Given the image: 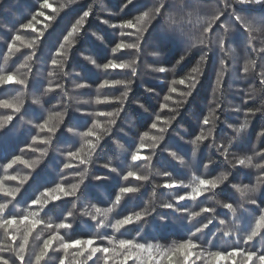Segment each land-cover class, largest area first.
I'll return each mask as SVG.
<instances>
[{
    "label": "trees",
    "instance_id": "trees-1",
    "mask_svg": "<svg viewBox=\"0 0 264 264\" xmlns=\"http://www.w3.org/2000/svg\"><path fill=\"white\" fill-rule=\"evenodd\" d=\"M42 2L43 0H0V74L15 71L20 78L28 81L27 87L12 85L0 88V98L21 97L24 100L21 112L15 115L14 120L3 132H0V178L10 175L23 176L31 171L23 164L14 165L12 169L6 170L5 166L14 155L23 153L24 158L30 162H34L37 158L41 160L35 165L31 179L23 186L20 185L19 179L5 180L6 187H20L21 190L15 199L6 198L0 193V203L9 204L6 210L8 214L21 216L29 211H40L36 206L30 207V200L44 187H52L57 182H64L69 188L79 183V188L76 196L51 202L40 211L39 218L43 223L33 230L29 238L26 261L29 256L39 253L43 241L48 238L50 229L47 225L55 226L61 221L72 225L70 229H59L60 235L65 240L94 236L97 244L103 241V245L109 247L113 245H110L109 240L105 238L135 239L138 243L150 245L152 255L157 260L164 251L190 237L198 245L195 249L197 255L203 254L196 264H208L209 252L226 251L236 246L264 250V237H257L249 246L243 243L254 217H257L259 212L256 206L248 203V198L242 196L237 188L233 187L234 185L252 187L259 181L260 191L250 194V198L257 199L260 206L264 207V170L254 166L264 164V136L260 135L264 131V112L255 115L249 113V109L254 110L264 105V85L260 81V73L264 72V52L259 51L264 48V36L258 33H251L249 36L230 15L231 10L235 8L238 14L248 19L264 17V4L238 5L233 0H167L162 14L153 21L145 35L143 57L137 68L138 78L132 85V91L125 104V112L121 113L111 131L104 134L99 147L92 154L93 162L87 166L88 175L80 183L81 178L75 173L82 172L85 166L76 167L75 161L67 157V152L81 147L84 139L80 133L87 131L94 119H99L100 123L107 127L105 117H90L87 114L111 111L116 105L96 104V96L120 95L124 88L117 86L101 89L103 80L131 78L130 69L105 70L102 67L108 59L132 58L128 50L111 53V48L119 42V30L109 25L119 24L124 19L135 17L139 12L151 7L155 0H134L123 11L121 7L126 0H78L75 4H69L68 0H50L53 5L50 9L41 8ZM89 7L93 9L92 14L85 21L84 29L79 34L80 38L69 46L68 59L62 62V66L51 65L50 58L55 55L63 35L67 34L75 19H78ZM56 9L59 11H55ZM40 11L45 15H37ZM217 11H223L224 15L213 26L214 31L210 34L209 45L192 47L193 38L199 33L202 22L211 18ZM33 16H35L33 21L35 30L22 29L20 26L32 20ZM49 16H55V21H49ZM105 20L109 24H104ZM224 25H228L227 35ZM38 31H44V37L33 55V50L25 45L37 35ZM17 32L25 37V40L16 43L19 51H10L12 39ZM93 33L96 35L94 36ZM221 35H225L223 50L215 44L216 38ZM254 36L255 38L249 43V39ZM189 48H191L190 53L177 65V61ZM152 52H163L164 55L152 56ZM205 52L207 59L200 66L202 74L198 76L197 88L189 98L188 104L180 109V115L173 122L165 140L157 148V154L153 156L151 149H146L142 155L151 156L150 161H131L130 152L134 151V146L138 145L139 136L144 131H149L145 143L150 144L151 137L159 135V128H150L152 113L159 111L167 116L175 107V100L180 98L179 93L187 90V81L184 85L177 84V92L171 94L173 100L169 103V108H161L163 97L170 92L171 81L187 77L192 69L197 67L200 57ZM30 55L32 59L29 60ZM86 56H91L101 67L97 68L86 60ZM222 59L224 75L220 90L216 93V101L220 104L216 112V126L212 129L213 135L196 148L188 141L199 135L202 127L205 133L212 128L211 124L202 126V118L208 115L210 108L216 106L215 103L210 102L213 101V89L221 71ZM249 60L256 61V68L245 74L243 66ZM147 64L163 66L170 71L154 72L145 67ZM173 68L175 71H171ZM57 84L62 87H56ZM77 84L85 86L77 88ZM49 87L52 91L44 94L45 89ZM146 88H153L155 91L147 92ZM247 96L253 98L247 99L245 103ZM36 98H40L41 104L34 102ZM137 100L145 105L147 112L135 103ZM237 106L242 111H235ZM246 113H249V126L237 137L235 127L244 122ZM8 114H11V110L0 108V117ZM57 114H64L63 121L59 123L57 132L52 136L51 145L34 142L32 140L34 136L49 135L46 132L41 133L36 125L49 116L52 117L50 123L56 124L59 121ZM228 125L234 127L229 128ZM164 126L161 120L159 127ZM68 128H73L75 131L68 132ZM234 137L236 138L233 139ZM28 145H32V149L36 150L29 149ZM219 145L229 147L227 157L218 150ZM166 148L168 151L164 150ZM42 149H47V155L44 157L40 156ZM193 149H196L195 156H192ZM171 151H176L179 156L184 157L185 163L181 164L179 160L171 157ZM256 152H262L260 157L255 155ZM246 156L253 157L251 165H238L232 168L228 163L234 158ZM209 161L213 163L209 164ZM64 163H72L73 167L64 169ZM106 163L110 167L118 168L121 174H126L129 168L140 174H146L149 176V181L143 183L138 193L123 197L120 205L111 212H104L97 216V220H93L90 213L96 214V208L103 211L113 207L114 197L120 186L140 184L132 178L123 181L121 175L103 167ZM206 164H208L207 168H205ZM165 172L171 173L175 179L183 180L188 187L181 189L159 187L167 179L164 176ZM225 173L229 174L228 180L217 189L205 193L195 201L178 202L181 209L188 211L176 212L162 207L164 203L174 202L177 195L191 191L194 176L213 178ZM95 175H107L109 178L94 180L92 177ZM226 202H231L237 207L235 215L223 207ZM202 207L214 208L215 212L189 218L191 212H199ZM134 211L146 214L141 221L129 224L119 232L108 226L114 224L116 219ZM69 212L72 213L71 216L68 215ZM161 216L165 219L162 220ZM98 220L103 221V227L98 226ZM209 220L211 223L208 228L195 233L197 227L208 223ZM22 229L23 225L18 231ZM13 247L14 242L0 229V255L15 264L14 251L6 250ZM115 247L118 252V245ZM63 257L64 251L59 248L57 241L53 243V248L49 250L42 264H60ZM68 258L66 264H77V261L85 264V257L78 255V248L69 249ZM240 259L237 257V260ZM86 264H104L103 255L97 253ZM128 264H133V261L129 260ZM164 264H167L166 260Z\"/></svg>",
    "mask_w": 264,
    "mask_h": 264
},
{
    "label": "snow or ice",
    "instance_id": "snow-or-ice-1",
    "mask_svg": "<svg viewBox=\"0 0 264 264\" xmlns=\"http://www.w3.org/2000/svg\"><path fill=\"white\" fill-rule=\"evenodd\" d=\"M134 0H126V3L121 7V11L124 10L129 4H132ZM167 0H155L151 7L146 8L145 10L139 12L133 18L124 19L119 24H111L109 25L112 28L119 30V42L115 44L114 47L111 48V53H118L123 50H128L131 53V59H120L113 58L108 59L106 63L102 65L105 70H131V78L128 79H104L100 88H115L117 86H122L124 91L120 93V95H103L101 97L99 94L95 98L96 104H114L116 105L111 111L107 112H97V113H88L90 117H105L107 119V127L102 125L99 119H94L91 127L87 128V131L80 133V135L84 139V143L81 147L74 151H68L67 157L69 160L75 161V166L79 167L81 165L85 166L82 172L75 173L80 176V183L83 182V179L86 175H88L87 166L93 162L92 154L96 151L97 147H99V142L103 139L104 134L110 132L112 126L116 125L117 120L120 118L121 113L125 112V104L128 100L129 93L132 91V85L134 80L138 78L137 68L139 66V62L143 57V42L145 39V35L148 32L150 26L153 24V21L157 19L159 15L162 14V10L166 4ZM235 4L238 5H250V4H264V0H233ZM69 4L78 3V0H68ZM43 9L53 8L50 0H43L40 5ZM64 7V6H61ZM55 11H59L56 9ZM93 9L89 7L88 10L84 11L82 15L79 16L78 19H75V22L71 24L70 30L67 31L66 35H63L62 42L59 43L58 48L56 49V53L54 56L50 58L51 65L53 66H62V62L66 61L69 56L70 48L69 46L76 43L81 33V30L84 29L85 21L92 14ZM164 14V12H163ZM39 16H44L45 13L40 11L37 13ZM224 15L223 11H217L211 18L206 19L202 22V30L203 28H207L205 34H203L199 40L194 41L192 47L196 45H209L211 36L210 34L214 31L213 26L216 25V22L220 19V17ZM230 15L233 17L234 22L238 23L243 29L246 30L249 36L256 30L259 26L264 25V17H251V19L246 18L245 16L238 14L237 10L233 8L231 10ZM55 16H49L48 20L54 22ZM35 20V16L32 17V20H29L27 23L22 24L20 27L22 29H33L35 30L36 26L33 23ZM104 24H109L107 20L103 21ZM51 25H49L50 27ZM225 35L228 33V25H224ZM95 36L96 33H93ZM225 35H221L216 38L215 44L221 49H224L225 46ZM44 37V31H38L37 35L27 41L26 47L32 49V54H35V50L42 42ZM103 39V37H100ZM254 37L249 39V43L252 42ZM25 37L19 34L14 35L10 47L11 50L19 51V48L16 47V43L18 41L23 42ZM191 48L185 53V55L181 56L177 61V65H179L186 56L190 53ZM260 52H264V50L260 49ZM152 56H159L158 52H152ZM28 59H32L30 55ZM86 60H89L92 64H94L97 68H100L101 65L97 63L95 59L91 56H86ZM207 59V52H205L201 57L200 61L196 68L192 69V72L188 74L187 77H181L178 80L174 79L171 81V88L168 95L163 97L162 103L160 104L161 108L167 109L169 108V103L173 100L172 93L177 92L176 85H184L187 81V90L179 93L180 98L175 100V107L172 108L171 113L167 116L162 115L159 111L152 113L151 115V129L159 128V135H154L151 137V143H145V138L149 137V131H144L142 135L139 136L138 145L134 146V151L130 152V160L133 162H141V161H150L152 159L151 156L142 155L144 150L151 149L153 156L157 154V148L160 146V143L165 140V136L169 134V129L172 127L173 122L176 120L177 116L180 115V109L184 108L185 105L188 104L189 98L192 97L193 92L197 88V84L199 83L198 76L202 74L201 65ZM246 62L243 66V72L245 74L247 71ZM22 67H26V65H22ZM146 68L152 69L154 72L164 73L170 71L163 66L156 67L152 64L145 65ZM171 71H175V68L171 69ZM52 73H50L51 75ZM67 75V73H65ZM224 75V60H221V71L216 79V87L213 89V101L210 103H215L214 108H210L208 115L203 116L202 118V126L212 125V128L208 129L207 132L202 130L199 135H196L194 139L188 141V143L195 145L196 148L199 147L201 143L208 140L209 137L213 135L212 129L216 126V112L217 109L220 108V104L216 101V93L220 90V85L222 82V78ZM260 81L261 84L264 85V72L260 73ZM12 85H19L23 87H27L28 81L24 78H20L15 71H8L4 74H0V88H6ZM85 85L77 84V88H82ZM56 87H62V85L57 84ZM52 88L49 87L45 89V93L51 92ZM147 92H154L153 88H146ZM23 94H21L22 96ZM253 97L247 96L245 99V103L247 99H252ZM36 104H41L40 98H36L34 101ZM139 105L141 109L145 112L148 109L144 104L140 103L138 100L135 101ZM24 100L21 97H17L15 99L8 98H0V108L11 110V114L0 117V132H3L7 125L11 124L14 120L16 114L21 112L23 107ZM79 111V109H78ZM235 111H242V109L237 106ZM264 112V105L261 108H256L254 110L249 109V113L251 115H255L256 113ZM249 113H246L244 122L242 123L244 129L246 130L249 126L250 119ZM66 114V113H65ZM59 116V121L56 124H51L50 121L52 117L49 116L48 119H43L42 123H38L36 127L40 130L41 133H47L49 135L41 136L37 135L32 137L34 142H40L45 145H51L52 136L55 135L57 129L59 128V123L63 121L64 114H57ZM211 118V119H210ZM163 120L164 127H159V122ZM28 123H32V121H28ZM241 125V124H240ZM239 125V126H240ZM238 126V127H239ZM229 128L234 127L233 125H228ZM237 128V127H235ZM68 132H73L75 129L68 128ZM236 132V131H235ZM237 137L239 134L236 132ZM261 136H264V131L260 133ZM234 137L233 139H235ZM181 139H184L181 137ZM119 143V142H117ZM123 147V145H120ZM28 148L35 151L36 149H32V145H28ZM85 148L87 151L85 152ZM168 151V148L164 149ZM218 150H220L223 155L226 157L229 155V147L226 145H219ZM262 152H256L255 155L260 157ZM47 155V149L40 150V156L44 157ZM171 157L180 161L181 164L185 163L184 157L179 156L176 151L170 152ZM196 155V149H193L192 156ZM41 162L40 158H37L34 162H30L29 160L24 158L23 153L19 155H14L10 162L7 163L5 169H12L14 165L23 164L26 165L29 171L27 174L23 176L10 175L4 178H0V193L3 194L6 198L15 199L17 194L20 192V187L9 188L5 186V180H17L19 179V183L23 186L27 183L32 176V173L35 171V165ZM213 163V161L208 162ZM228 163L232 168H236L239 166H248L251 165V161L246 157L234 158L233 160H229ZM64 169H69L73 167L72 163H64ZM104 168L109 169L110 172H115L122 176L123 181H128L130 178L135 181L140 182L139 185L132 186H120L118 189V193L114 197L113 207L108 208L106 210H101L100 208L95 209L96 214H91L93 220H97L98 215H102L104 212H111L113 208L120 205L122 198L128 195H134L139 192L140 187L143 186V183L149 181V176L146 174H140L138 171L129 170L126 171V174H121L120 170L116 167H110L109 164H104ZM208 167V164L205 165V168ZM257 169L264 170V167H256ZM228 173L222 174L219 177L206 178L204 176H194L193 184L191 185V191H185L183 194L177 195L174 202L164 203L162 207L173 209L176 212L179 211H188V209H181L179 206L180 201L192 200L195 201L199 197L204 196L205 193L211 192L217 189L224 181L228 180ZM164 176L167 177L166 181L159 185V187H163L166 189H181L187 188L188 186L184 184L183 180H178L172 177L171 173L165 172ZM94 180H103L108 179L107 175H95L92 177ZM233 187L237 188V190L241 193L242 196L248 198V203L257 207L259 215L254 217L252 224L249 227L247 235L243 241L245 246H249L252 241H254L257 237H264V207H261L260 202L255 198H250V194L258 193L260 191V182L258 181L255 186L249 187L247 185L240 187L238 185H234ZM79 188V183L73 184L70 188L66 187L64 182H57L52 187H44L42 191H39L38 195L30 200V207L36 206L40 211L44 209L49 203L60 201L65 197H74L76 196L77 189ZM10 202V201H9ZM8 203H0V229L4 231V233L10 237L11 241L14 242V247L11 250L14 251L15 254V264H42L45 257L49 254V250L53 248L54 242H59V248L64 251V257L60 260V264H66L68 261V250L72 248H78V255L85 257V264L87 261L92 260L93 257L97 255V253H101L104 258V264H128L129 260L133 261V264H164V261H167V264H196L197 260L201 259L203 255H197L195 249H197L198 245L195 243L193 238H188L179 244L175 245L173 248H170L164 251L159 260L155 259L152 255L151 246H146L143 243H138L135 239H116L105 238L109 240V244L113 246L106 247L103 245V241L100 244L96 243V238L88 237V238H80V239H71L65 240L59 232V229H70L72 225L65 221H61L57 225L53 226L52 224H48L47 227L50 229V234L48 238L43 241V245L38 254L34 256H29L26 261V256L28 255V245L29 238L34 229L37 228L38 225L42 224L43 221L39 218L40 211H29L26 215H12L8 214L6 210L8 209ZM223 207L228 209L233 215L237 212V207L233 205L231 202L224 203ZM214 208L202 207L199 212L193 211L190 213V219L200 216L203 213H214ZM146 213L141 211H134L128 215L123 216L120 219H116L114 224L108 225L116 232H119L120 229L125 228L129 224H133L141 221L144 218ZM69 216L72 215L71 212L68 213ZM161 219H165V217L161 216ZM211 220L208 223L201 225L195 229V233H200L204 229L208 228ZM223 223V221H221ZM23 225L22 231H18L20 226ZM98 226L103 227V221L98 220ZM193 233V236L195 235ZM225 235H230V233H225ZM115 245H118L119 251H116ZM147 254L146 256L144 254ZM114 256L116 257L114 259ZM143 256V259H142ZM237 257H240V260H237ZM208 264H264V250H252L250 247H242L236 246L226 251H214L209 252L207 254ZM0 264H12L8 259H6L3 255H0ZM77 264H80L77 261Z\"/></svg>",
    "mask_w": 264,
    "mask_h": 264
},
{
    "label": "clouds",
    "instance_id": "clouds-1",
    "mask_svg": "<svg viewBox=\"0 0 264 264\" xmlns=\"http://www.w3.org/2000/svg\"><path fill=\"white\" fill-rule=\"evenodd\" d=\"M170 28V27H169ZM171 29V28H170ZM207 31V28H203L202 30V25H201V28H200V31L197 35L194 36V41H197L199 40V38L205 34ZM253 33H258L260 34L261 36H264V25H261L259 26L256 30L253 31ZM255 38V36H254ZM262 50H264V48H261ZM159 53V56H163L164 53L163 52H158ZM256 68V61L255 60H249L248 61V64H247V71L249 72L250 70H254ZM245 129H244V126L243 124H241L239 127L235 128V131L239 134L241 132H243ZM247 159L251 161V164L253 162V157L252 156H247ZM255 167H264V164H256L254 165Z\"/></svg>",
    "mask_w": 264,
    "mask_h": 264
}]
</instances>
